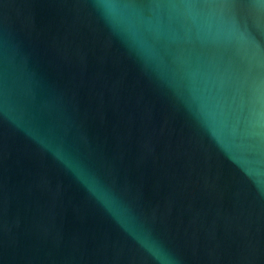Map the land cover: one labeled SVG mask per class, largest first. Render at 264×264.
<instances>
[{
	"label": "water",
	"instance_id": "95a60500",
	"mask_svg": "<svg viewBox=\"0 0 264 264\" xmlns=\"http://www.w3.org/2000/svg\"><path fill=\"white\" fill-rule=\"evenodd\" d=\"M0 264H264V0H0Z\"/></svg>",
	"mask_w": 264,
	"mask_h": 264
}]
</instances>
